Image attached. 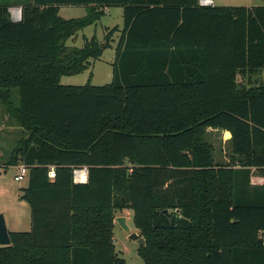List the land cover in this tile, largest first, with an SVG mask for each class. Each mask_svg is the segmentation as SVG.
<instances>
[{"label": "trees", "instance_id": "obj_1", "mask_svg": "<svg viewBox=\"0 0 264 264\" xmlns=\"http://www.w3.org/2000/svg\"><path fill=\"white\" fill-rule=\"evenodd\" d=\"M61 5L87 13L62 18ZM107 6L123 17L104 35L109 45L119 31L110 82L61 84L101 55L95 35L67 40ZM263 68L264 5L0 1V106L21 129L4 164L27 166L31 210L0 264H125L113 242L124 209L144 264H264V181L251 183L264 178V81L253 78ZM206 128L229 132L226 163ZM79 167L87 180L75 183Z\"/></svg>", "mask_w": 264, "mask_h": 264}, {"label": "rangeland", "instance_id": "obj_2", "mask_svg": "<svg viewBox=\"0 0 264 264\" xmlns=\"http://www.w3.org/2000/svg\"><path fill=\"white\" fill-rule=\"evenodd\" d=\"M5 1V0H0ZM10 3L18 0H9ZM215 6H235V7H254L263 6L264 0H212ZM20 8L19 5H13L10 8ZM87 13V9L83 5H61L59 7L58 14L62 18H74L80 17ZM117 26L119 30L123 26L122 7L121 6H107L104 10V14L93 24L84 27L78 31L77 37L74 40L68 39L67 44L82 46L83 37L89 38L95 35L100 43H103L101 55L93 60L90 59V64L84 72L74 76L73 79L66 81H60L61 84H75L82 85L87 82L89 76H91L90 83L94 85H102L110 82L112 77L111 63L114 59L115 46L118 40L119 31H115L109 41V45L106 42L104 35L108 29ZM108 45V46H106ZM257 78L258 81H264V68L256 74L253 78ZM74 82V83H72ZM243 82L245 80L243 79ZM2 107L0 106V126L5 122V115L2 114ZM6 123V122H5ZM7 124V123H6ZM2 129H0V152L9 151L11 145L14 144L16 137L10 139L6 138ZM229 132L227 130L206 128L205 139L213 145V156L218 163H226L230 153ZM13 140V141H12ZM13 144H12V143ZM5 170V171H4ZM0 172V213H2L6 219L7 228L12 231L15 228L17 231H26L25 222L29 219L28 205L20 198V188L26 184V178L20 181L14 180L13 176L17 169L15 167H9ZM124 215L126 222L132 231H136L132 222V211L130 209H124L123 211H117L116 216ZM113 239L115 245V251L125 260V264H144L143 260L137 253L138 243L130 240L127 237V233L115 222L113 227Z\"/></svg>", "mask_w": 264, "mask_h": 264}, {"label": "crops", "instance_id": "obj_3", "mask_svg": "<svg viewBox=\"0 0 264 264\" xmlns=\"http://www.w3.org/2000/svg\"><path fill=\"white\" fill-rule=\"evenodd\" d=\"M105 8L106 7H104V10H105ZM77 34H78V32H77ZM85 71V70H84ZM83 71V72H84ZM82 73V72H81ZM76 75H78V74H75V75H69V76H62L61 78H60V81L62 82V80H66V81H69V80H71V79H73L74 78V76H76ZM89 78V77H88ZM90 79H91V77H90ZM243 79L245 80V82L244 83H247V77H242L240 80L243 82ZM72 83H74V82H72ZM75 85V84H74ZM94 85V84H93ZM6 117V116H5ZM2 125L5 127V129L2 127V126H0V129H2L3 130V132L4 133H2V134H4L5 135V137L6 138H10V139H12V138H14V137H16V140L18 139V137L21 135V129L18 127V126H16V125H12V124H6L4 121H3V123H2ZM15 140V141H16ZM13 141V140H12ZM12 143V142H11ZM15 143V142H14ZM13 144V143H12ZM12 146V145H11ZM10 150H11V147H10ZM10 150L9 151H7V152H5V151H1L0 152V172L2 171V170H4V169H7V168H9V167H15L16 169H17V165L20 163V162H18V164H16V165H11V166H9V165H6V164H4L5 163V161H6V159H7V156L9 155V153H10ZM214 159H215V157H214ZM226 159H228V157H226ZM5 171V170H4ZM86 177H87V173H86ZM260 177H262L261 175H259V174H257V173H253L252 175H251V183L252 184H260V183H258L256 180L258 179V178H260ZM26 178V177H25ZM24 178V179H25ZM51 179V178H50ZM27 186V178H26V184L24 185V186H22L21 188H23V187H26ZM20 188V189H21ZM18 195H21V191H20V193L18 194ZM26 202V201H25ZM27 203V202H26ZM27 205H28V203H27ZM28 208H29V210H28V213H29V219L28 220H26V222H25V230L26 231H29L30 229H31V210H30V207H29V205H28ZM116 215V214H115ZM118 215V214H117ZM4 216V215H3ZM4 219H5V217H4ZM5 223H6V219H5ZM6 227H7V224H6ZM8 229V228H7ZM12 229H14V230H12V231H17L15 228H12ZM8 231H10L9 229H8ZM137 231V230H136ZM113 242H114V239H113Z\"/></svg>", "mask_w": 264, "mask_h": 264}, {"label": "built area", "instance_id": "obj_4", "mask_svg": "<svg viewBox=\"0 0 264 264\" xmlns=\"http://www.w3.org/2000/svg\"><path fill=\"white\" fill-rule=\"evenodd\" d=\"M200 5H213V1L212 0H198ZM9 12H10V16L14 21H17L20 19V15H21V9L20 8H9ZM28 173V169L27 166L24 165L23 163H19L17 165V171L14 174L13 178L16 181H20L23 180ZM86 173H87V168L86 167H79V168H75L73 169V181L75 183L78 182H85L87 180L86 177ZM48 177L49 178H54L55 177V171L53 167H50L48 170ZM258 183H262L264 181L263 177H260L256 180Z\"/></svg>", "mask_w": 264, "mask_h": 264}, {"label": "water", "instance_id": "obj_5", "mask_svg": "<svg viewBox=\"0 0 264 264\" xmlns=\"http://www.w3.org/2000/svg\"><path fill=\"white\" fill-rule=\"evenodd\" d=\"M103 47V43H100V48ZM114 221L122 228L124 232L127 233V237L130 240L136 241L139 246L145 245V239L138 233V231H132L126 222V217L124 215H117ZM11 239L9 236V231L6 227L5 219L2 213H0V245H10Z\"/></svg>", "mask_w": 264, "mask_h": 264}]
</instances>
